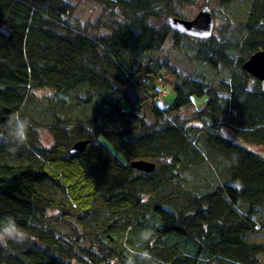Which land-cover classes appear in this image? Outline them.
Listing matches in <instances>:
<instances>
[{
    "label": "trees",
    "instance_id": "obj_1",
    "mask_svg": "<svg viewBox=\"0 0 264 264\" xmlns=\"http://www.w3.org/2000/svg\"><path fill=\"white\" fill-rule=\"evenodd\" d=\"M198 1L0 0V219L29 237L0 247V264H264V244L246 240L264 234V157L222 131L264 148V90L243 69L264 50V0H247L236 22L245 58L169 27ZM183 40L197 44L194 76L172 66L180 45L192 47ZM166 73L175 99L163 109ZM41 90L50 94L37 100ZM197 99L206 103L194 109ZM17 117L29 122L23 144ZM202 150L227 182L198 195L182 174L203 164Z\"/></svg>",
    "mask_w": 264,
    "mask_h": 264
},
{
    "label": "rangeland",
    "instance_id": "obj_2",
    "mask_svg": "<svg viewBox=\"0 0 264 264\" xmlns=\"http://www.w3.org/2000/svg\"><path fill=\"white\" fill-rule=\"evenodd\" d=\"M247 6V0H240L238 4L232 5L228 8L222 7L215 0H199L193 5L182 6V19L193 21L204 8H208L210 13L212 14L213 19L212 36L216 37L223 46L231 48V50L236 54L238 58H245V56L239 52V48L235 47L236 41L238 40V35L234 30L236 28V22L239 19L243 18V16L245 15ZM225 18H227V20ZM183 42H185L186 44H190V46L192 47L180 45L184 51L185 56L180 58L178 57L174 61H172V66L179 74L183 76H194L199 71H201L202 66L194 59V49L197 47V44L194 41L190 40H183ZM173 82L174 76L166 73L162 83H157L159 89L163 91V93L156 99V103L163 109H168L175 99V95L173 93ZM255 86H257V83L254 81L251 84L250 89H253ZM261 87L264 90V82L261 83ZM49 94L50 92L48 90H41L35 92V97L37 100H42L44 96ZM205 103L206 99H197L195 100V104L193 107L194 109H199L202 108ZM193 107H191L192 110ZM192 125L196 127L202 126L198 122L192 123ZM222 131L223 134L232 142L241 146H245L264 157V148L254 145H246L236 134L230 133L225 128H223ZM40 137L42 147L49 148L50 146H52L53 139L47 130L41 129ZM202 154L203 160L201 161L203 164L200 166L198 165L195 170H190L189 172L182 174L184 180L187 181L186 183H184L183 188L189 189L193 193L198 195H203L211 191L212 188L227 182V180L224 181V177L221 176L223 174V171H221L223 170L222 166L219 167L220 169L216 167L213 158L205 150H202ZM233 185L237 188L240 187L239 183H235ZM256 221L264 222V212L260 213V215L256 218ZM50 225L54 230L61 234H70V230L61 224L50 221ZM246 240L249 242L264 244V234H262V232H259L255 235L246 237ZM261 260H264V256L261 257ZM111 264L117 263L113 261Z\"/></svg>",
    "mask_w": 264,
    "mask_h": 264
},
{
    "label": "water",
    "instance_id": "obj_3",
    "mask_svg": "<svg viewBox=\"0 0 264 264\" xmlns=\"http://www.w3.org/2000/svg\"><path fill=\"white\" fill-rule=\"evenodd\" d=\"M169 27L180 35L193 37L201 40H209L212 37L213 19L208 8H204L193 21L181 18L169 17ZM243 69L259 82H264V50L252 55L244 64ZM90 141H78L69 150V156L83 154ZM135 170L150 174L155 171L156 165L147 161H136L131 163Z\"/></svg>",
    "mask_w": 264,
    "mask_h": 264
},
{
    "label": "clouds",
    "instance_id": "obj_4",
    "mask_svg": "<svg viewBox=\"0 0 264 264\" xmlns=\"http://www.w3.org/2000/svg\"><path fill=\"white\" fill-rule=\"evenodd\" d=\"M28 127L29 122L26 119L16 118L12 134L15 136L17 144L24 143ZM28 238L27 233L17 223L15 217L7 216L0 219V247L7 249L9 242L23 244Z\"/></svg>",
    "mask_w": 264,
    "mask_h": 264
}]
</instances>
